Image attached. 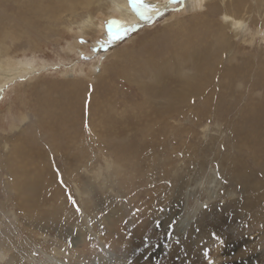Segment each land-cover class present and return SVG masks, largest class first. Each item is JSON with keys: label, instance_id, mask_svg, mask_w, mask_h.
Returning <instances> with one entry per match:
<instances>
[{"label": "rangeland", "instance_id": "374dc122", "mask_svg": "<svg viewBox=\"0 0 264 264\" xmlns=\"http://www.w3.org/2000/svg\"><path fill=\"white\" fill-rule=\"evenodd\" d=\"M90 1L99 29L79 10L39 39L38 0H0V47L36 67L0 93V150L31 127L32 153L21 192L0 164V264H264V0L225 1L241 35L207 27L220 0L137 21Z\"/></svg>", "mask_w": 264, "mask_h": 264}, {"label": "bare ground", "instance_id": "6f19581e", "mask_svg": "<svg viewBox=\"0 0 264 264\" xmlns=\"http://www.w3.org/2000/svg\"><path fill=\"white\" fill-rule=\"evenodd\" d=\"M49 1L50 0H38L39 7L36 10V13L48 17V21L45 24L46 26H43V29H45L48 26H51V32L47 36H40V31L39 30L37 31V29L34 28L32 30H33V33H36L37 38L40 39V37L41 38L42 37H48L49 35L54 34V33L58 34L59 32L55 28L59 24L61 19H63V22H64V20H65V14L64 13H68V14L72 15V18L74 20V17L77 15L79 10L86 12L84 17H83L86 19L82 21L84 23H82L81 25H77L78 28L83 33L87 32L89 30L99 29V24L97 23L95 14L90 11L91 8L94 7V6H91L92 3L90 0H55L58 4V8L62 11L60 13L55 12L56 7L47 5L49 3ZM217 1H219V0H217ZM225 1L226 0H220V3L222 4V10L219 13V17H221L220 20H218V19L217 20H211L208 23L207 27L208 28H214L215 30H224L225 28H228L229 30H231V33L233 35H241L245 30H247L248 24L250 25V22L248 23V21H247L248 18H246V14L242 15V13L240 11L241 8L243 7V5H242V3H239V4L234 3L233 6L230 5V7H226ZM237 2H240V1L238 0ZM144 4L146 7L140 9V11L145 12L144 16L140 15V11H137L136 8H133L129 4V0H105V2L98 5V7H99V9H102L101 11L106 10L108 13L110 11L111 16H113V13L115 12V10L118 11L119 12L118 15L120 14L121 18L124 19L125 21L126 20L137 21V20H144V19H147L150 17L152 18L153 16L155 17L156 15H158L162 9V7L158 4V2L156 0H144ZM215 4H217V3H215ZM147 6H151V9H149ZM231 7H234V9L229 10L228 8H231ZM260 10H258V11H260ZM101 11L99 10V13H101ZM205 15H207V14H205ZM260 16L261 15H258V17H260ZM40 19H42V18H40ZM75 20H76V18H75ZM73 23L76 24V23H78V21L77 20L73 21V22L69 23L68 25L62 24L63 29L70 28ZM0 24H1L0 26H2L3 28L6 26L5 22H3V24H2V22L0 21ZM51 24H53V25H51ZM24 34L25 33L23 32L22 37H24ZM1 35L3 36V39H4L3 31L1 33ZM34 41H36V39L33 38L31 34L29 37L25 38V42H30L31 45L34 43ZM34 63H36V62H34ZM24 64L26 67H24L20 64L18 66L16 65V67L13 68L15 66V60L13 57L10 56V49H8V47H5L4 45L2 47H0V93L3 92L4 87H6L9 83L14 82L15 80H17L21 76H24L26 74L28 75V73L30 74L31 71L36 68V67H33V63L24 62ZM37 69H39V68L37 67ZM145 85H147L146 82H145ZM228 86L229 87H223V91H222L223 95L228 94V90L230 88L232 90L234 89L232 87V85H228ZM262 87H263V85H262ZM204 93L206 96L205 102H207L208 105L206 107H202L200 110H198L195 113L196 117H202L205 114L204 113L205 111H207L208 114L212 113V105L214 103L213 98H214V94H215L214 89H205ZM222 94H221V97H222ZM221 97L219 98L220 100L223 99ZM226 98H227V96H226ZM232 98H230V99H232ZM220 100L215 101V103L220 102ZM53 113L49 112V115L45 116L47 118V120L50 119L53 121V118L55 117V113L54 114ZM259 113H261V112H259ZM251 114L255 115L252 111H249L247 114L244 113V115L246 117L251 116ZM57 117L58 116H56V118ZM257 118H259V117H257ZM11 120L14 122V120H16V119L11 117ZM26 120H27V118H26ZM57 120H61V119H57ZM16 127H17V124H15V122H14L12 124V127L10 130H14ZM29 129H31V127H29ZM29 129H27V130H29ZM26 131L22 132L20 135L14 137V138L2 137V139H1V142L3 145L2 147L4 148V150H0L2 152V154H0L1 155V163L0 164H2L3 166L8 165L7 175H9V177L11 178L9 180V183L11 185H13L18 192H21L23 190L24 181L23 180L21 181L20 172L17 171V169L21 170L23 168L22 165H24V164L22 163V157L25 156V152L32 154L30 152L31 150H26L25 144H24L25 142H22V138L27 137ZM19 148L21 150H18ZM37 153H38V151H36V154ZM29 161H31V160H29ZM13 169L15 171H13ZM48 181L51 182V179H49ZM42 187H47V185L44 184ZM46 191L49 192V187L46 189ZM0 248H1V246H0Z\"/></svg>", "mask_w": 264, "mask_h": 264}, {"label": "snow or ice", "instance_id": "6c2138e0", "mask_svg": "<svg viewBox=\"0 0 264 264\" xmlns=\"http://www.w3.org/2000/svg\"><path fill=\"white\" fill-rule=\"evenodd\" d=\"M173 2H175V0H173ZM129 4L133 7V8H136L137 11H140L141 8H144L146 7L145 4H144V0H129ZM149 9H151V6H147ZM140 15L144 16L145 15V12L143 11H140ZM118 22L117 21H112L110 24H109V27H108V35L109 37H113V33H112V25L113 24H117ZM116 39H119V36H115Z\"/></svg>", "mask_w": 264, "mask_h": 264}]
</instances>
